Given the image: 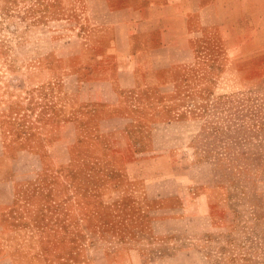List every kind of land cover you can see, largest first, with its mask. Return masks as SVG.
Here are the masks:
<instances>
[{
    "label": "rangeland",
    "instance_id": "rangeland-1",
    "mask_svg": "<svg viewBox=\"0 0 264 264\" xmlns=\"http://www.w3.org/2000/svg\"><path fill=\"white\" fill-rule=\"evenodd\" d=\"M86 1L0 0V178L33 230L67 264H264V36L203 42L168 92L142 94L153 152L75 143L52 123L73 104L51 60L92 27Z\"/></svg>",
    "mask_w": 264,
    "mask_h": 264
},
{
    "label": "crops",
    "instance_id": "crops-1",
    "mask_svg": "<svg viewBox=\"0 0 264 264\" xmlns=\"http://www.w3.org/2000/svg\"><path fill=\"white\" fill-rule=\"evenodd\" d=\"M82 12L81 23L92 27L65 42L76 51L51 60L58 101L67 104L69 95L73 104L52 123L71 128L75 143L91 132L130 148L122 152L154 151L148 132L159 121L145 118L142 94L168 92L165 84L196 60L200 44L231 52L234 36H264V0H87ZM18 194L11 176L0 178V264H67L33 230L36 214L20 208L30 199Z\"/></svg>",
    "mask_w": 264,
    "mask_h": 264
}]
</instances>
